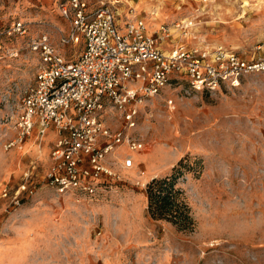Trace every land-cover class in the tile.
<instances>
[{
    "label": "rangeland",
    "instance_id": "obj_1",
    "mask_svg": "<svg viewBox=\"0 0 264 264\" xmlns=\"http://www.w3.org/2000/svg\"><path fill=\"white\" fill-rule=\"evenodd\" d=\"M133 1L149 33L170 28L171 45L264 58V0ZM15 19L30 29L3 37L0 50V264H264V74L216 93L172 85L142 109L135 134L145 150L133 155L134 167L119 168L96 199L61 196L46 180L53 129L42 145L36 129L6 146L18 139L11 117L39 63L29 43L51 33L68 58L84 45L60 44L50 27L65 25L55 0H1V30ZM182 159L178 186L195 219L188 230L153 219L146 194L151 179L173 175Z\"/></svg>",
    "mask_w": 264,
    "mask_h": 264
},
{
    "label": "built area",
    "instance_id": "obj_2",
    "mask_svg": "<svg viewBox=\"0 0 264 264\" xmlns=\"http://www.w3.org/2000/svg\"><path fill=\"white\" fill-rule=\"evenodd\" d=\"M55 1L65 25L50 27L60 44L84 47L68 58L46 32L29 43L39 63L11 117L18 139L6 151L36 129L42 145L53 129L46 180L58 195L96 199L100 184L119 179V168L132 169L133 155L145 150L135 134L142 109L172 85L186 81L188 93H216L264 74V58L249 60L223 45H171L168 26L149 33L133 0ZM29 29L21 19L0 28V50L3 37L26 36ZM167 103L175 108L173 99Z\"/></svg>",
    "mask_w": 264,
    "mask_h": 264
},
{
    "label": "trees",
    "instance_id": "obj_3",
    "mask_svg": "<svg viewBox=\"0 0 264 264\" xmlns=\"http://www.w3.org/2000/svg\"><path fill=\"white\" fill-rule=\"evenodd\" d=\"M182 159L175 167V173L164 178H153L147 185L148 213L155 220H165L180 230L195 227L191 208L183 198V191L178 186L182 169L188 167ZM200 162H197V164Z\"/></svg>",
    "mask_w": 264,
    "mask_h": 264
},
{
    "label": "crops",
    "instance_id": "obj_4",
    "mask_svg": "<svg viewBox=\"0 0 264 264\" xmlns=\"http://www.w3.org/2000/svg\"><path fill=\"white\" fill-rule=\"evenodd\" d=\"M48 4V3H47ZM50 4V3H49ZM52 4V3H51ZM152 180V179H151Z\"/></svg>",
    "mask_w": 264,
    "mask_h": 264
}]
</instances>
